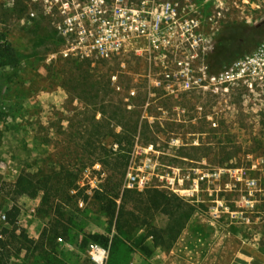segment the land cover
Here are the masks:
<instances>
[{
  "label": "rangeland",
  "instance_id": "obj_1",
  "mask_svg": "<svg viewBox=\"0 0 264 264\" xmlns=\"http://www.w3.org/2000/svg\"><path fill=\"white\" fill-rule=\"evenodd\" d=\"M249 1L228 17L250 26L264 18V0ZM124 5L132 17L130 0H0V73L12 72L0 89V264H95L92 234L107 238L103 264H264V81L212 79L220 72L210 73L209 56L224 23H166L164 2L157 22L124 24ZM189 8L200 18V6ZM136 118L133 150L154 148L145 188L193 208L168 250L144 237L149 225L164 226V213L150 211L127 231L94 196L126 189L127 168L98 160L111 148L109 128ZM62 168L83 185L56 191ZM20 173L50 177L47 202L40 189L14 196ZM143 190L129 204L144 201Z\"/></svg>",
  "mask_w": 264,
  "mask_h": 264
},
{
  "label": "trees",
  "instance_id": "obj_2",
  "mask_svg": "<svg viewBox=\"0 0 264 264\" xmlns=\"http://www.w3.org/2000/svg\"><path fill=\"white\" fill-rule=\"evenodd\" d=\"M263 32L264 25L255 27L244 22L232 21L224 23L216 37L215 49L209 56L210 73L221 72L233 60L252 51L259 43ZM0 41L2 43L5 41L3 32H0ZM2 45L7 50V45ZM11 76L12 72L0 73V89L1 86L10 81ZM138 123L139 120L137 118L131 119L128 123L120 119L116 124L120 127L118 132L111 126L109 128V137L112 138L111 148L104 153L105 158L98 161L102 164L110 165L111 168H116L117 163H121L126 168L133 146L138 142V136L140 137L142 134L138 132ZM57 174H59L58 181L60 184L55 185L56 191L62 190L67 193L68 190L77 188V175L70 169L62 168ZM49 178L38 179L32 173H20L13 185L14 196L26 195L32 197L40 189L45 191L46 196L43 197V201L47 202V191L51 188ZM133 190L136 189H123L121 195L116 192L115 196L105 195L100 190H96L94 196L101 201L102 208L110 223L115 221L118 227L127 229V231L133 229L139 223H145L142 217L143 215L148 216L150 211L164 213L166 216L164 226L158 228L149 225L144 237L151 236L156 245H161L166 250L170 249L181 234L186 221L192 215L193 208L183 198L156 187L145 188L142 192H137V195L144 197H142L144 201L135 196L131 205L129 204L131 202L126 198L132 194ZM81 193L82 190H79L78 194ZM117 199H119V203ZM141 202H143V206L138 205ZM14 216L15 212L10 211L12 222ZM21 235L24 238L26 237L24 233ZM89 237L91 242L102 246L106 245L107 238L104 235L92 234ZM86 244L87 241H84L83 245Z\"/></svg>",
  "mask_w": 264,
  "mask_h": 264
},
{
  "label": "built area",
  "instance_id": "obj_3",
  "mask_svg": "<svg viewBox=\"0 0 264 264\" xmlns=\"http://www.w3.org/2000/svg\"><path fill=\"white\" fill-rule=\"evenodd\" d=\"M128 0H122L123 4H127ZM242 2L246 4H253V1L250 2L249 0H241ZM131 4L135 7V10L132 11V17L128 13V9H123L122 12V18L124 24H127L129 20H132L133 22H139L142 25L146 24H152L156 21V18H154V11H156L158 8L162 9L164 6V2L167 5V10H170V13H168L165 17L164 22L169 23L170 18L172 21H179L184 20L191 21L193 24L197 25L198 23H204L210 21L211 23H225L228 21H234L236 20L233 15H231V18L228 17L227 10L230 9L231 11L234 9H237L239 7V0H202L199 4H195L193 0H164L162 2V5L160 6H153V7H142V4L139 0H136L134 2L133 0H130ZM201 7L202 10L204 8H209L211 10L219 9L217 11V16L215 14H212L208 16L207 18L202 15V13L206 14L205 11H200V18L196 17L195 14H190L189 11H195V9H191L189 7ZM149 10V13H146L145 11ZM227 12V13H226ZM138 13V14H137ZM232 14V13H230ZM186 16V17H184ZM190 16H193L189 18ZM217 17V18H216ZM162 19L160 18L159 22H161ZM144 30V28H143ZM101 56H108L109 53L107 51H102L99 53ZM84 55L89 56L90 53L84 52ZM213 80H217L220 83H225L229 81H244L246 82L247 86L252 87L253 83L256 81H264V37L260 41L258 47L253 51L251 54L247 55L245 58H242L241 60L235 61L232 64L228 66L227 69L220 72L218 75L212 76ZM189 85V82H186V86ZM135 146V145H134ZM140 150H137L136 148L131 152V155L128 160L127 165V171H126V181L124 184V187L126 189H136V190H143L145 187H147L148 184V176L146 174V171L148 169H151L153 166V159L151 156V153L154 152L153 145H147L145 147L139 148ZM143 155L140 158V163L135 164V159L138 158L139 154ZM98 165V164H97ZM77 185H83V182H78ZM247 188L251 191L254 188L255 182L250 180L246 183ZM171 191L177 193L180 189L170 187ZM82 204V203H80ZM4 218V215H2ZM60 241L61 238H58ZM88 254L90 259L95 264H103L107 255L106 248L100 244L90 242L88 244Z\"/></svg>",
  "mask_w": 264,
  "mask_h": 264
},
{
  "label": "flooded vegetation",
  "instance_id": "obj_4",
  "mask_svg": "<svg viewBox=\"0 0 264 264\" xmlns=\"http://www.w3.org/2000/svg\"><path fill=\"white\" fill-rule=\"evenodd\" d=\"M142 4V7H146L149 9V7H153V6H160L162 5V2L164 0H139ZM195 4H199L202 0H193ZM146 13H149L150 11L147 10L145 11Z\"/></svg>",
  "mask_w": 264,
  "mask_h": 264
},
{
  "label": "water",
  "instance_id": "obj_5",
  "mask_svg": "<svg viewBox=\"0 0 264 264\" xmlns=\"http://www.w3.org/2000/svg\"><path fill=\"white\" fill-rule=\"evenodd\" d=\"M262 25H264V18H262L261 20H259L258 22H256V23L254 24L255 27H260V26H262Z\"/></svg>",
  "mask_w": 264,
  "mask_h": 264
}]
</instances>
